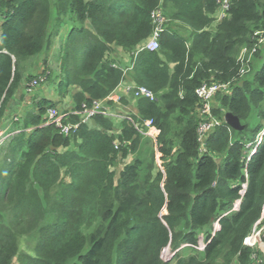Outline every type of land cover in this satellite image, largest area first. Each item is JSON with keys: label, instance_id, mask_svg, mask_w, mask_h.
<instances>
[{"label": "trees", "instance_id": "trees-1", "mask_svg": "<svg viewBox=\"0 0 264 264\" xmlns=\"http://www.w3.org/2000/svg\"><path fill=\"white\" fill-rule=\"evenodd\" d=\"M161 5L189 35L167 26L158 50H138ZM219 8L218 0H0V120L22 84L23 61L50 50L67 29L56 77L64 91L80 88L73 109L107 98L124 80L114 46L131 53L128 74L156 97H138L131 117L153 119L161 160L158 166L150 151L145 166L142 151L117 175L120 156L141 141L134 124L121 120L115 131L114 120L98 114L96 126L64 135L42 125V114L59 107L42 98L23 128L35 127L15 134L1 161L0 264L15 258L19 264H171L168 250L198 244L202 230L203 255H180L174 264H216L223 252L227 263L264 264L261 252L244 244L264 207V140L247 164L244 159L246 141L264 128V60L253 67L264 49L245 74L240 60L255 32L264 31V0H230L213 28ZM204 83H230L214 97L213 113L224 119L232 112L244 128L223 122L202 151L203 104L195 89ZM216 221L221 227L213 235ZM23 239L32 253L21 251Z\"/></svg>", "mask_w": 264, "mask_h": 264}, {"label": "rangeland", "instance_id": "rangeland-1", "mask_svg": "<svg viewBox=\"0 0 264 264\" xmlns=\"http://www.w3.org/2000/svg\"><path fill=\"white\" fill-rule=\"evenodd\" d=\"M161 10L164 12V14L167 17V26L178 29L180 30L179 33L188 36L189 31H187L184 27L181 26L179 22H176L175 20H172L170 18V14L164 9V7L161 5L159 6ZM222 9V7H221ZM218 10V8H217ZM214 20L212 22V27L215 28L218 23L223 19L219 16V13L215 14ZM68 34V30L65 29L63 33L57 38L55 41L54 46L48 50L40 53L39 55H36L32 58L26 59L22 63L21 71L23 75V81L22 84L20 85L19 89L15 92L11 102L9 103L7 107V111L3 118L0 120V165L2 164L1 161L4 158V154H6L7 149L9 148V145L11 143V140L13 136L17 133H20L21 131L25 133H29V131L34 128L31 124L29 129H24V124L25 120L27 117V114L35 111L36 106L39 101L43 97L41 90L44 89L46 92L47 96H52L54 94L55 99L59 100H54L55 102L58 103L59 107L62 108L63 110H70L73 109L74 105H76L75 102V94L80 90L78 86H70L67 88V91H64L63 85L59 86L58 78L56 76L60 75V69H61V64H60V59L58 56V51H59V45H60V39L64 38ZM264 51V50H263ZM128 53V52H126ZM123 53V54H126ZM241 55V54H240ZM257 58V57H256ZM264 60V53L262 56V61ZM261 62L257 59L256 62H254L253 67L254 70H258ZM121 63H117V65H120ZM122 65V64H121ZM120 65V66H121ZM49 74L50 76H47ZM34 78H39L42 80L39 86H37L33 92L27 93L26 92V86L30 81ZM61 94H59V92ZM115 95V94H114ZM41 97V98H40ZM136 94L134 90L131 91H126V95H124V98L122 100L123 103H129V98L137 100ZM48 99V98H47ZM128 99V100H127ZM50 100V99H49ZM53 101V100H52ZM214 101V100H213ZM117 103V102H116ZM116 103L114 100H110L107 98L106 103L104 104L105 109H109L114 114L116 115H123L125 114L128 115H134L136 114L135 112L131 110H125V109H118L116 106ZM214 105V102L212 103ZM43 120L45 119V112L42 114ZM103 115V114H99ZM105 116V115H103ZM107 117V116H105ZM121 118H115L113 124L115 131L120 128V125L122 123L121 120H118ZM146 119H143L142 122H144ZM264 122V119H261ZM43 122V121H42ZM89 125L91 126H96L97 121L92 120ZM120 131V130H119ZM118 131V132H119ZM139 134H141V141L138 145V148L135 152H130L126 157L120 156L119 158V163L118 165L115 166V169L117 171V175H119V172L123 169V167L136 158L138 156V153L144 151V155L142 156V159H144L146 163L145 166H148L150 161V153L153 151H157V142L156 140L150 136V129H148V126L145 124H142L141 131H138ZM151 140V142H150ZM148 141V142H147ZM147 142V144H145ZM75 144L76 142L73 141ZM116 144L120 146V141L119 139L115 141ZM151 143V145H150ZM73 145V144H72ZM71 145V146H72ZM153 145V147H152ZM121 147V146H120ZM59 151H65L64 147L59 146L57 147ZM151 151V152H150ZM155 153L156 157V163L157 165H161V160H160V153ZM218 158V161H220V158ZM147 168V167H146ZM118 177V176H117ZM215 224V223H214ZM214 232V225L212 229V233ZM205 242H206V234L202 230L199 234V240L197 245H190L189 243H182L179 247L176 249L168 250L166 254V260L170 261L171 264H174L176 259L180 255H185V254H196V255H203V251L205 248ZM263 245L262 246H255L256 250H259L261 253L259 254V257L264 259V240L262 241ZM28 242L27 239H23L21 242V251H30L32 253V250L28 247ZM225 252L219 257L218 261L216 264H238L237 260H231V262L227 263V257L224 255ZM18 258H15L13 264H19Z\"/></svg>", "mask_w": 264, "mask_h": 264}, {"label": "built area", "instance_id": "built-area-1", "mask_svg": "<svg viewBox=\"0 0 264 264\" xmlns=\"http://www.w3.org/2000/svg\"><path fill=\"white\" fill-rule=\"evenodd\" d=\"M220 3L219 8V16L221 18L225 17L226 12L230 8V0H218ZM222 7V9H221ZM152 24H153V32L151 36L145 41L138 50H158L160 47V39L162 34L167 30V17L164 12L161 10L160 7L155 8L151 12ZM255 43L250 48L245 46L242 49L240 60L243 64L242 73H247L250 69L248 68L250 61H252L254 54L258 51V49L264 44V31H256L254 35ZM116 65V64H114ZM42 82L39 78H34L30 81V83L26 86V92L30 93L33 92L34 89L40 85ZM230 88V83H213L207 84L204 83L198 86L195 89V94L201 100L203 104L201 112V122L199 125L198 133H199V142L201 143V150L204 151L205 149V141L213 132L214 128L218 125H221L225 121L224 119L219 118L213 113V100L216 94L220 91H228ZM134 90L136 94V98L138 97H147L151 100H155L156 97L152 91L147 89L144 86L136 85H127L125 91ZM114 96V92L110 94L107 98H111ZM105 99H94L91 104L88 102H83L81 104V108L77 109H70V110H63L60 107L52 106L47 109L45 121L43 122V126L53 125L55 126L61 134L69 135L71 133L77 132L83 124H89L93 118L98 114H103L105 116H114V117H121L122 119L130 120L135 128L138 131H141L142 124L148 126L150 129V136H152L157 142L158 132L154 128V121L153 119H146L144 122L135 121L131 115L123 114V115H116L114 112H111L109 109H105L104 104L107 101ZM115 102L121 101V96L119 98H112ZM111 100V99H110ZM78 116L77 121H73L72 117ZM264 140V128L258 132V134L254 137V139L246 141L245 143V150H244V159L246 160V164L249 162L251 157L257 152L259 145ZM115 147L118 148L119 145L115 143ZM244 174L246 179L248 178V169L245 167ZM247 189V181L242 183V189L240 190L241 195H244ZM241 204V198L237 199L234 203L232 208V212L238 211ZM221 225L219 221H216L214 224V232L213 235L220 229ZM264 240V207L263 212L259 220L255 223L252 231L245 237L244 244L255 249V246L258 245L259 247L263 245ZM262 244V245H261ZM193 245V244H190ZM197 245V244H196ZM253 257H257L254 253Z\"/></svg>", "mask_w": 264, "mask_h": 264}, {"label": "crops", "instance_id": "crops-1", "mask_svg": "<svg viewBox=\"0 0 264 264\" xmlns=\"http://www.w3.org/2000/svg\"><path fill=\"white\" fill-rule=\"evenodd\" d=\"M178 29H180V28H178ZM178 29H176V30H178ZM179 32H180V30H179ZM262 48L264 49V44L262 45ZM123 53H126V52L123 51V49L118 47V46H114V50L111 53V56L116 61V64L117 63L118 64L121 63L122 65L121 64L120 65L124 68L125 73H126L124 80L120 83V85L114 91L115 95L113 96L116 99L119 98V96H121V101L118 102V103H116L115 101L114 102L116 103V106H117L118 109H121V110L122 109H125V110L129 109V110H131V111L136 113L137 112V107H136V101L137 100L134 99V102H133V99L129 98V103H123L122 102V100L124 98V95H126V91L125 90L127 88V85H132V86L138 85L136 83L135 79L131 75L128 74V72L132 68L130 66V64H131V53H126V54H123ZM258 60L261 62L262 58H260ZM41 92H42V95H43L41 97H43V98H48V99H52V100H59V99H55L54 98V94L51 97L47 96L44 89H42ZM113 97H111L110 99L113 100L112 99ZM125 113H127V112H125ZM108 117L112 118L113 120H115V118H117V117H114V116H108ZM118 118H121V117H118ZM119 120H125V119L121 118ZM156 153H158V150L156 151Z\"/></svg>", "mask_w": 264, "mask_h": 264}, {"label": "water", "instance_id": "water-1", "mask_svg": "<svg viewBox=\"0 0 264 264\" xmlns=\"http://www.w3.org/2000/svg\"><path fill=\"white\" fill-rule=\"evenodd\" d=\"M225 121L231 128L235 130L239 131L244 128V125L241 123L240 118L232 112H227L225 114Z\"/></svg>", "mask_w": 264, "mask_h": 264}]
</instances>
